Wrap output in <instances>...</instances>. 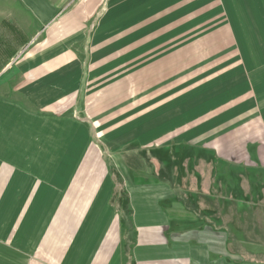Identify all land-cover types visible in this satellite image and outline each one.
<instances>
[{
	"label": "crops",
	"instance_id": "obj_1",
	"mask_svg": "<svg viewBox=\"0 0 264 264\" xmlns=\"http://www.w3.org/2000/svg\"><path fill=\"white\" fill-rule=\"evenodd\" d=\"M261 188L264 0H0V264H232Z\"/></svg>",
	"mask_w": 264,
	"mask_h": 264
},
{
	"label": "rangeland",
	"instance_id": "obj_2",
	"mask_svg": "<svg viewBox=\"0 0 264 264\" xmlns=\"http://www.w3.org/2000/svg\"><path fill=\"white\" fill-rule=\"evenodd\" d=\"M141 159L142 165L145 167L148 163L147 157ZM147 167L152 169V165L147 164ZM256 183L257 188L261 187L259 179ZM259 191L261 195L253 201L254 204L251 208L248 207V204L240 207L233 205L234 208H230L228 212V220L225 221L229 237L227 262L232 264H264V189L261 188ZM123 215L125 223H128L126 207H124ZM224 215L227 216V213Z\"/></svg>",
	"mask_w": 264,
	"mask_h": 264
}]
</instances>
